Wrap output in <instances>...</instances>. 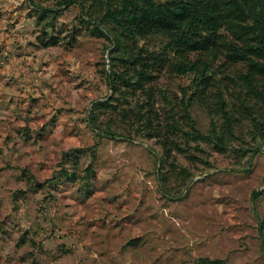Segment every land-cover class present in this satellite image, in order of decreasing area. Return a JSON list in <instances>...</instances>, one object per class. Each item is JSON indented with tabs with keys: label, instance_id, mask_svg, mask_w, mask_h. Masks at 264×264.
<instances>
[{
	"label": "rangeland",
	"instance_id": "1",
	"mask_svg": "<svg viewBox=\"0 0 264 264\" xmlns=\"http://www.w3.org/2000/svg\"><path fill=\"white\" fill-rule=\"evenodd\" d=\"M32 7L0 0V264H264V128L262 139L237 114L223 152L177 132L183 151L161 167L160 143L109 111L98 115L109 134L97 135L87 118L111 94L110 37L75 5L45 28ZM191 84V74L159 73L161 120L173 111L183 128L178 102ZM190 112L205 133L222 122L196 104Z\"/></svg>",
	"mask_w": 264,
	"mask_h": 264
},
{
	"label": "trees",
	"instance_id": "2",
	"mask_svg": "<svg viewBox=\"0 0 264 264\" xmlns=\"http://www.w3.org/2000/svg\"><path fill=\"white\" fill-rule=\"evenodd\" d=\"M32 4L42 28L52 27L63 8L75 5L91 32L104 29L110 37L106 78L111 94L93 103L87 118L97 135L109 134L98 123V115L109 111L160 143L164 155L157 157L160 167L171 151H183L172 139L177 132L225 151L241 122L237 114L249 119L263 139L264 0H56L54 7L32 0ZM41 31L43 35L45 30ZM49 39L56 42L55 36ZM163 70L192 76L191 92L185 96L183 90L178 102L183 128L173 111L169 119L161 120L155 107L152 85ZM194 104L221 124L213 120L210 131L202 132L190 112ZM238 151L240 157L247 152ZM91 169V164L85 168L84 188H89ZM70 176L76 180L74 171ZM258 192L253 191L252 198ZM196 264L226 263L205 257Z\"/></svg>",
	"mask_w": 264,
	"mask_h": 264
}]
</instances>
